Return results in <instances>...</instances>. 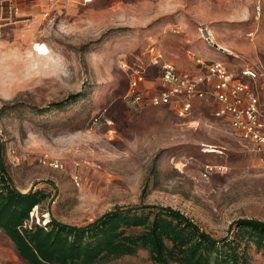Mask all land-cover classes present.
I'll return each instance as SVG.
<instances>
[{
    "label": "rangeland",
    "instance_id": "1",
    "mask_svg": "<svg viewBox=\"0 0 264 264\" xmlns=\"http://www.w3.org/2000/svg\"><path fill=\"white\" fill-rule=\"evenodd\" d=\"M194 1L183 0L180 13L164 12L159 0H96L61 8L30 32L0 34L6 172L20 192L49 196L28 224L43 226L50 213L83 226L116 207L167 206L213 238L235 240L238 264H264V251L232 226L264 222V156L234 138L206 104L183 121L170 107L126 98L134 71L144 72L146 93L156 88L151 47L179 70L195 69L189 53L235 74L251 67L264 98V0L258 20L252 0H199V21L189 11ZM12 248L0 232V250ZM111 264L153 263L139 250Z\"/></svg>",
    "mask_w": 264,
    "mask_h": 264
},
{
    "label": "trees",
    "instance_id": "2",
    "mask_svg": "<svg viewBox=\"0 0 264 264\" xmlns=\"http://www.w3.org/2000/svg\"><path fill=\"white\" fill-rule=\"evenodd\" d=\"M48 198L40 190L22 193L13 185L0 137V232L25 263L111 264L139 250L153 264H238L240 258L235 240L213 238L185 214L167 206L116 207L83 226L61 223L50 213L45 225L28 224L33 209ZM232 226L238 237L246 236L264 251V222L239 219Z\"/></svg>",
    "mask_w": 264,
    "mask_h": 264
},
{
    "label": "built area",
    "instance_id": "3",
    "mask_svg": "<svg viewBox=\"0 0 264 264\" xmlns=\"http://www.w3.org/2000/svg\"><path fill=\"white\" fill-rule=\"evenodd\" d=\"M92 0H83L84 4ZM259 0L253 3L255 19L261 17ZM30 18L22 15L16 0H0V34L8 29L27 25ZM254 32L246 38L253 41ZM149 63L158 68V83L151 93L144 88V72L134 71L128 83L126 98L138 107H170L178 119L192 117L194 110L206 104L212 108V116L228 126L231 135L251 145L264 156V98L258 91L259 73L247 67L239 73L231 72L220 61H202L193 58L194 70H179L172 62L163 61L161 55L151 47ZM125 67V65H124ZM146 93V95H145ZM49 166L59 168L58 161ZM219 172L224 168L217 167Z\"/></svg>",
    "mask_w": 264,
    "mask_h": 264
},
{
    "label": "crops",
    "instance_id": "4",
    "mask_svg": "<svg viewBox=\"0 0 264 264\" xmlns=\"http://www.w3.org/2000/svg\"><path fill=\"white\" fill-rule=\"evenodd\" d=\"M95 1L96 0H92L91 3L84 4L83 0H16L22 15L29 17L30 22L27 25L21 27H15L5 31L17 30L22 32H30L35 27L41 26L43 22L46 20V18L51 17L54 12H57L61 8L72 9L77 6L87 7L92 5ZM261 1L262 0H259L261 7L263 8ZM254 2H256V0H252L251 7L253 6ZM191 3L192 5L195 6L191 7V10L189 9V11L193 12L196 21H199V0H195L194 2ZM158 5L162 8L164 12H180V13L183 10L181 8L185 6L183 0H159ZM170 23H171V25L169 24L170 26H174L173 21H171ZM179 25L182 26L183 24L179 23ZM188 57L189 59L191 57L190 59L191 61L193 60V58H199L200 60L202 59L205 60V58L198 57V54L194 55L189 53ZM7 240L11 244L8 238ZM21 263H22L21 259L18 258L13 248L11 250L10 249L0 250V264H21Z\"/></svg>",
    "mask_w": 264,
    "mask_h": 264
},
{
    "label": "water",
    "instance_id": "5",
    "mask_svg": "<svg viewBox=\"0 0 264 264\" xmlns=\"http://www.w3.org/2000/svg\"><path fill=\"white\" fill-rule=\"evenodd\" d=\"M202 35L205 38V40L211 44L213 47H217L216 44L212 43L211 40L209 39V36L207 35V31L205 29L202 30Z\"/></svg>",
    "mask_w": 264,
    "mask_h": 264
},
{
    "label": "bare ground",
    "instance_id": "6",
    "mask_svg": "<svg viewBox=\"0 0 264 264\" xmlns=\"http://www.w3.org/2000/svg\"><path fill=\"white\" fill-rule=\"evenodd\" d=\"M207 35L209 36V34L207 33Z\"/></svg>",
    "mask_w": 264,
    "mask_h": 264
}]
</instances>
